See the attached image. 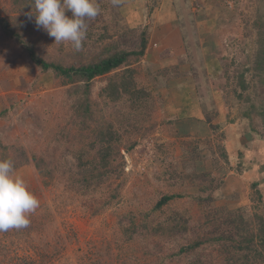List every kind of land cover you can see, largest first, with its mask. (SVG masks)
I'll return each mask as SVG.
<instances>
[{"label":"rangeland","instance_id":"374dc122","mask_svg":"<svg viewBox=\"0 0 264 264\" xmlns=\"http://www.w3.org/2000/svg\"><path fill=\"white\" fill-rule=\"evenodd\" d=\"M97 3L100 14L88 22L78 51L85 58L113 41L123 50H138L145 32L150 44L149 23L160 0ZM21 7L0 0V21L7 19L23 39L36 43L43 58L72 64L71 44L55 43L37 28L34 14L30 18L34 10L20 12ZM256 9L249 0L246 9L228 14L231 31H242L254 43ZM105 33L114 36L96 43ZM256 58L257 51L251 59L253 87L243 90L241 66L232 68L224 57L225 75L216 82L224 112L209 109L213 127L199 129L195 117L185 114L182 124L176 119V102L164 92L167 80L179 78V67L151 61L146 50L133 66L136 81L152 96L151 116H137L143 129L134 136L138 145L125 155L119 179L83 193L71 177L80 170L74 151L82 145L70 126L77 85L43 72L0 29V159L13 162L15 174L40 202L27 228L0 232V264H264L255 255L263 250L261 240L244 242L258 234V219L264 220V80L257 78ZM106 85L107 78L95 81L94 99ZM129 109L124 105L121 112ZM114 110L106 109V116ZM35 158L43 160L45 173ZM163 196L177 197L155 211ZM196 242L202 244L182 252Z\"/></svg>","mask_w":264,"mask_h":264},{"label":"trees","instance_id":"16d2710c","mask_svg":"<svg viewBox=\"0 0 264 264\" xmlns=\"http://www.w3.org/2000/svg\"><path fill=\"white\" fill-rule=\"evenodd\" d=\"M15 3L22 6L20 12L34 10L33 0H15ZM14 28L7 19L0 21L1 31L21 44L27 51L30 60L43 72H53L55 79L77 85L73 90L74 93H78L79 98L73 106L74 120L72 118L70 126L75 125L77 130L74 135L81 138L82 145L81 148L74 151L80 170L77 173L79 177L77 174H72V182L79 183L81 192L88 193L109 180L119 179L124 170L125 155L138 145L134 136L139 135L143 129V122L137 116L143 114V120L147 121L153 107L152 96L136 81L138 70L133 66L135 62H139L145 56L149 44L146 32L141 35L138 50H123L119 42L113 41L87 58L76 50L74 62L63 65L57 60L43 58L36 48V43L33 44V42L23 39L20 33L13 30ZM113 36L105 33L98 38L96 43L111 39ZM259 56L262 58L257 64V70L264 72V51ZM103 78H107V85L100 91L98 99H94L95 81ZM240 78V86L246 90L247 85L243 76ZM124 105L130 108L127 113L121 112ZM113 108L115 109L114 113L108 118L105 111ZM206 119L211 124V116L207 115ZM211 127H213L212 124ZM68 135L72 134L68 132L64 136ZM2 159L8 158L3 156ZM35 162L36 168L45 173L43 160L35 158ZM51 171L46 173L50 175ZM257 187L258 183L252 184L254 190ZM256 192L261 198V193L258 190ZM176 197L163 196L154 210H161ZM258 220V234H248L249 236L244 242L248 243V241L251 242L259 238L263 250H256L255 255L264 262V220L261 217ZM186 229L183 226L182 231H186ZM201 244V242H196L182 249V252L195 250Z\"/></svg>","mask_w":264,"mask_h":264},{"label":"crops","instance_id":"0c3cea01","mask_svg":"<svg viewBox=\"0 0 264 264\" xmlns=\"http://www.w3.org/2000/svg\"><path fill=\"white\" fill-rule=\"evenodd\" d=\"M160 1L149 23L150 44L154 46L148 47L147 53L159 65L170 62L179 67V78L167 80L164 90L176 102L173 112L176 119L182 124L186 121L183 119H188L184 118L187 114L202 125L197 128L209 129L213 124L206 119L209 109L221 115L224 112V104L219 105L218 101L221 91L216 85L226 71L223 40L229 35L240 36L242 31H231V16L218 0ZM254 4L257 9L251 31L257 37L256 71L257 78L264 80V72L257 70L262 58L259 55L264 51V0H254Z\"/></svg>","mask_w":264,"mask_h":264},{"label":"clouds","instance_id":"9594fccd","mask_svg":"<svg viewBox=\"0 0 264 264\" xmlns=\"http://www.w3.org/2000/svg\"><path fill=\"white\" fill-rule=\"evenodd\" d=\"M112 3L115 6L119 0ZM33 4L30 18L34 14L37 28L45 30L55 43H70L77 51L86 39L88 22L100 14L97 0H33ZM39 205L25 180L15 174L13 162L0 159V232L27 228Z\"/></svg>","mask_w":264,"mask_h":264},{"label":"built area","instance_id":"2783aa9c","mask_svg":"<svg viewBox=\"0 0 264 264\" xmlns=\"http://www.w3.org/2000/svg\"><path fill=\"white\" fill-rule=\"evenodd\" d=\"M224 9L228 12H236L238 10L246 9L249 0H218ZM256 43L251 42L250 39L244 36H228L223 41V48L225 50V57L231 64L232 68L236 69L241 66L243 72V80L248 88L253 87L254 68L253 58L256 53ZM246 62V63H244ZM237 77V76H236Z\"/></svg>","mask_w":264,"mask_h":264}]
</instances>
